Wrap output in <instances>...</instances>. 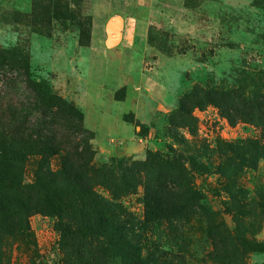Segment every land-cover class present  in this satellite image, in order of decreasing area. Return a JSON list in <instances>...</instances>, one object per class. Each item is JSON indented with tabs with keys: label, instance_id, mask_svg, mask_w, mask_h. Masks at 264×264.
Returning a JSON list of instances; mask_svg holds the SVG:
<instances>
[{
	"label": "rangeland",
	"instance_id": "obj_1",
	"mask_svg": "<svg viewBox=\"0 0 264 264\" xmlns=\"http://www.w3.org/2000/svg\"><path fill=\"white\" fill-rule=\"evenodd\" d=\"M0 54V128L74 157L87 146L92 165L111 171L147 169L170 150L196 156L202 213L163 223L153 241L177 264H264V160L240 175L219 170L224 144L264 137V116L239 117L235 99L264 102V0H0ZM143 197L139 186L124 201L138 219ZM30 225L12 264H62L55 219L38 213ZM180 232L188 253L175 259Z\"/></svg>",
	"mask_w": 264,
	"mask_h": 264
},
{
	"label": "trees",
	"instance_id": "obj_2",
	"mask_svg": "<svg viewBox=\"0 0 264 264\" xmlns=\"http://www.w3.org/2000/svg\"><path fill=\"white\" fill-rule=\"evenodd\" d=\"M235 99L243 106H238L239 117H250L254 109L264 116V102L246 100L238 94ZM26 131L0 128V264H12L17 239L30 243V217L38 213L55 219L62 264H177L170 262L168 253L157 246L153 236L163 223L202 213L196 206L203 197L189 177L190 172L203 168L196 156L170 150L166 159L149 156L142 165L147 169L120 164L117 171H111L92 165L93 154L87 146L82 155L74 157L72 152L63 154L62 146L50 138L40 143L27 137L30 135ZM60 153L61 167L54 171L49 160ZM222 156L229 165L227 169L219 166L224 175L256 170L264 160V137L224 144ZM32 157H39L38 167L33 182L28 183L25 171ZM144 171L157 173L158 178L145 180L141 177ZM173 172L179 179L176 184ZM139 186L144 188L142 219L124 203ZM175 239L170 247L177 250L175 259H182L188 253L186 237L180 232Z\"/></svg>",
	"mask_w": 264,
	"mask_h": 264
}]
</instances>
